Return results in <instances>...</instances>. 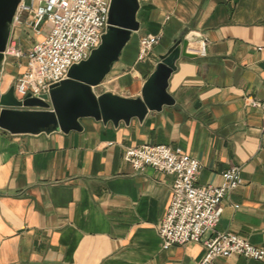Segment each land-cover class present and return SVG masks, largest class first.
Instances as JSON below:
<instances>
[{"label": "crops", "instance_id": "1", "mask_svg": "<svg viewBox=\"0 0 264 264\" xmlns=\"http://www.w3.org/2000/svg\"><path fill=\"white\" fill-rule=\"evenodd\" d=\"M136 21L138 30L96 86L103 89L93 91L140 97L175 40L202 37L188 45L196 56L180 57L169 78L175 104L117 126L84 117L81 130L67 133L0 129V264H197L201 243L161 246L174 177L124 161L126 148L142 144L179 147L196 158L198 185H217L223 171L240 166L243 182L223 199L215 230L264 249V113L246 102L264 98V53L256 50L264 45V0H143ZM145 34L161 40L137 61ZM24 62L4 59L0 93ZM212 264L264 260L232 256Z\"/></svg>", "mask_w": 264, "mask_h": 264}, {"label": "built area", "instance_id": "2", "mask_svg": "<svg viewBox=\"0 0 264 264\" xmlns=\"http://www.w3.org/2000/svg\"><path fill=\"white\" fill-rule=\"evenodd\" d=\"M141 3L143 0H137ZM111 0H18L11 20V33L3 51L4 59H24L23 70L13 83L14 96L42 99L52 86L67 78L69 69L86 60L98 48L108 26ZM31 29L37 39L24 47L19 33ZM161 40L160 35L140 37L137 61L145 60ZM256 50L264 53V45ZM206 55V50L200 51ZM247 106L264 113V98L248 97ZM123 159L135 171L152 168L172 175L171 196L158 235L163 249L190 242L205 249L197 264H212L216 258L241 256L264 260V249L232 232L215 230L222 201L243 180L241 167L231 165L217 185H198L201 164L181 148L164 144L128 147Z\"/></svg>", "mask_w": 264, "mask_h": 264}, {"label": "water", "instance_id": "3", "mask_svg": "<svg viewBox=\"0 0 264 264\" xmlns=\"http://www.w3.org/2000/svg\"><path fill=\"white\" fill-rule=\"evenodd\" d=\"M18 0H0V77L3 51L6 47L12 16ZM137 0H111L108 26L102 42L89 57L73 65L67 79L51 87L49 95L42 99L25 97L18 100L11 86L0 93V129L11 134H37L60 130L67 133L81 130L80 118L92 117L115 126L120 121L126 124L132 118L142 121L149 111H160L163 106H172L175 99L168 92V82L176 70L180 57H194L188 52L189 43L196 41L180 37L166 53L159 56L155 70L146 79L141 96L126 98L111 92L99 95L93 88L109 73L118 60L122 49L130 40L131 33L138 30Z\"/></svg>", "mask_w": 264, "mask_h": 264}, {"label": "rangeland", "instance_id": "4", "mask_svg": "<svg viewBox=\"0 0 264 264\" xmlns=\"http://www.w3.org/2000/svg\"><path fill=\"white\" fill-rule=\"evenodd\" d=\"M106 30H107V28H106ZM106 30H105L104 34L106 33ZM36 39H37V36L34 35V33L31 31V29H29L27 27L22 28V32H21V40L22 41L24 40V41H27L29 43L30 42L32 43ZM101 89H103L102 86L96 87L97 91H100Z\"/></svg>", "mask_w": 264, "mask_h": 264}]
</instances>
